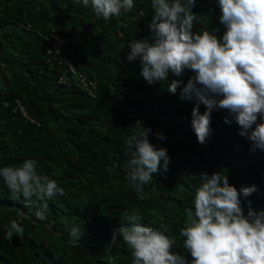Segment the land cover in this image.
<instances>
[{
    "label": "trees",
    "instance_id": "1",
    "mask_svg": "<svg viewBox=\"0 0 264 264\" xmlns=\"http://www.w3.org/2000/svg\"><path fill=\"white\" fill-rule=\"evenodd\" d=\"M133 3L130 12L105 22L74 0H0V168L35 160L38 174L65 193L37 209L21 194L13 198L0 177V264H132L122 237H111L132 226L133 214L173 238L172 251L191 264L180 232L204 173L222 172L238 191L255 185L257 192L240 197L241 208L244 215L249 208L264 211V151H251L233 116L213 110L211 134L205 144L197 142L191 128L195 101L180 99L194 73L169 72L166 81L149 85L139 59H125L134 40L152 35L151 0ZM191 12L197 17L193 33L222 38L218 0H196ZM68 66L88 85L78 83ZM172 80L182 81L175 95L167 92ZM205 110L201 104L199 112ZM145 128L170 162L138 192L128 177L125 142ZM37 210L47 219L36 220ZM13 220L24 234L5 240ZM72 226L83 229L76 244L69 243Z\"/></svg>",
    "mask_w": 264,
    "mask_h": 264
},
{
    "label": "clouds",
    "instance_id": "2",
    "mask_svg": "<svg viewBox=\"0 0 264 264\" xmlns=\"http://www.w3.org/2000/svg\"><path fill=\"white\" fill-rule=\"evenodd\" d=\"M74 2L91 7L105 22L134 7L133 0ZM195 4L196 0H151V38L134 40L125 59H139L140 75L149 85L166 81L169 72L176 77L186 69L194 73L182 88V81L172 80L167 92L175 95L181 88V100L195 101L191 128L201 145L212 131L211 113L224 109L239 126L238 135L252 142L251 151H264V0H218L220 23L226 29L219 39L208 31L192 32L197 19L191 12ZM201 104L206 109L203 114L199 112ZM224 123H230L227 117ZM150 132L145 128L125 142L131 154L128 177L138 192L154 174L167 171L170 162L165 148L158 149L149 142ZM156 135L165 139L160 133ZM0 177L13 198L21 194L37 209L47 208V200L65 194L55 180L38 174L37 162L32 159L19 167L0 168ZM201 177L203 183L194 194V211L185 210L187 224L180 232L191 264H264V211L249 208L244 215L240 199L257 192V187L244 186L238 191L222 172ZM35 217L39 221L47 219L42 210L35 211ZM128 221L132 226L118 229L111 241L115 242L117 234L122 237L132 250V264H188L184 256L172 251L173 238L143 226L136 214L129 215ZM24 231L13 220L3 238L11 240L13 233L23 236ZM69 235V243L76 244L83 229L72 226Z\"/></svg>",
    "mask_w": 264,
    "mask_h": 264
},
{
    "label": "built area",
    "instance_id": "3",
    "mask_svg": "<svg viewBox=\"0 0 264 264\" xmlns=\"http://www.w3.org/2000/svg\"><path fill=\"white\" fill-rule=\"evenodd\" d=\"M51 37H53L51 35ZM55 41L57 44H60L58 43L57 41H59L60 39H56V37H54ZM49 53H51V51H49ZM68 69L70 70L71 74L73 76H75L74 78L77 79V82L78 83H81L83 86L85 85L86 81L84 80V77L80 74V73H77L71 66H68ZM64 79V77H60L59 80H62ZM85 82V83H84ZM87 84V83H86ZM88 85V84H87ZM91 87H93V84H89Z\"/></svg>",
    "mask_w": 264,
    "mask_h": 264
},
{
    "label": "rangeland",
    "instance_id": "4",
    "mask_svg": "<svg viewBox=\"0 0 264 264\" xmlns=\"http://www.w3.org/2000/svg\"><path fill=\"white\" fill-rule=\"evenodd\" d=\"M58 43H62L63 42V40H59V41H57Z\"/></svg>",
    "mask_w": 264,
    "mask_h": 264
}]
</instances>
